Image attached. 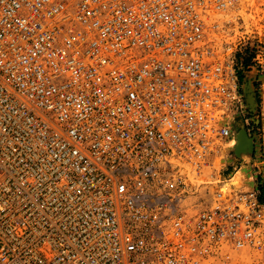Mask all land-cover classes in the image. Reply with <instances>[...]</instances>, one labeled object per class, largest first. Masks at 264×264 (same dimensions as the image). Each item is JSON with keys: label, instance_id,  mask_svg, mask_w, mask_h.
Returning a JSON list of instances; mask_svg holds the SVG:
<instances>
[{"label": "built area", "instance_id": "1", "mask_svg": "<svg viewBox=\"0 0 264 264\" xmlns=\"http://www.w3.org/2000/svg\"><path fill=\"white\" fill-rule=\"evenodd\" d=\"M239 0H0V264H199L258 242L255 188L180 203L243 112ZM196 204V203H195Z\"/></svg>", "mask_w": 264, "mask_h": 264}, {"label": "rangeland", "instance_id": "2", "mask_svg": "<svg viewBox=\"0 0 264 264\" xmlns=\"http://www.w3.org/2000/svg\"><path fill=\"white\" fill-rule=\"evenodd\" d=\"M217 17L219 41L232 45L245 108L227 115L234 138L220 142L201 172L187 169L184 181L189 192L180 194V203L192 214L194 206L199 205L197 201L210 198L216 189L233 192L255 188L262 204L257 244L239 250L221 245L203 256L199 264H264V0H239ZM236 117L240 121L235 122ZM241 134L245 138L243 146L236 142Z\"/></svg>", "mask_w": 264, "mask_h": 264}, {"label": "bare ground", "instance_id": "3", "mask_svg": "<svg viewBox=\"0 0 264 264\" xmlns=\"http://www.w3.org/2000/svg\"><path fill=\"white\" fill-rule=\"evenodd\" d=\"M248 100H249V98H248ZM251 103V102H250ZM237 121H240V118L239 117H236V120H235V122H237ZM244 135H245V133H244ZM236 136H237V132H236ZM238 140L236 141V139L234 140V142L233 143H235V141L237 142V144H239L240 146H243V144L245 143V138H244V136L241 134L240 136H238ZM247 146V145H246ZM244 149V148H243Z\"/></svg>", "mask_w": 264, "mask_h": 264}, {"label": "trees", "instance_id": "4", "mask_svg": "<svg viewBox=\"0 0 264 264\" xmlns=\"http://www.w3.org/2000/svg\"><path fill=\"white\" fill-rule=\"evenodd\" d=\"M261 201H263V203H264V198L263 197H261Z\"/></svg>", "mask_w": 264, "mask_h": 264}]
</instances>
